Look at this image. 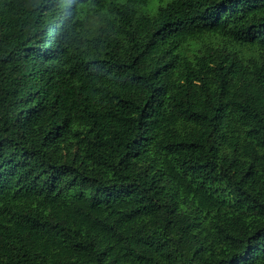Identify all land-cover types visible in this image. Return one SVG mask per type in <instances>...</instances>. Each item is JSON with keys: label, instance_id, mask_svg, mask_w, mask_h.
Returning a JSON list of instances; mask_svg holds the SVG:
<instances>
[{"label": "trees", "instance_id": "trees-1", "mask_svg": "<svg viewBox=\"0 0 264 264\" xmlns=\"http://www.w3.org/2000/svg\"><path fill=\"white\" fill-rule=\"evenodd\" d=\"M0 264H264V0H0Z\"/></svg>", "mask_w": 264, "mask_h": 264}]
</instances>
